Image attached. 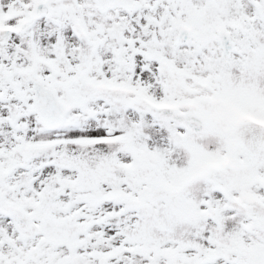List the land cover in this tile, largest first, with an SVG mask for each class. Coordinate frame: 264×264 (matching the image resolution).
<instances>
[{"label":"snow or ice","instance_id":"6c2138e0","mask_svg":"<svg viewBox=\"0 0 264 264\" xmlns=\"http://www.w3.org/2000/svg\"><path fill=\"white\" fill-rule=\"evenodd\" d=\"M0 264H264V0H0Z\"/></svg>","mask_w":264,"mask_h":264}]
</instances>
